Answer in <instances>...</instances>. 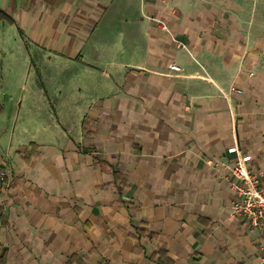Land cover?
Listing matches in <instances>:
<instances>
[{"label": "crops", "instance_id": "1", "mask_svg": "<svg viewBox=\"0 0 264 264\" xmlns=\"http://www.w3.org/2000/svg\"><path fill=\"white\" fill-rule=\"evenodd\" d=\"M115 1L48 32L37 0H0L17 53L61 59L20 96L27 61L0 72L3 264H258L227 165L264 170V0ZM106 12L119 32H93Z\"/></svg>", "mask_w": 264, "mask_h": 264}, {"label": "rangeland", "instance_id": "2", "mask_svg": "<svg viewBox=\"0 0 264 264\" xmlns=\"http://www.w3.org/2000/svg\"><path fill=\"white\" fill-rule=\"evenodd\" d=\"M77 1L79 0H37V3L41 4V7L44 9L42 11V18L40 19L42 22V26L38 24L37 30L41 31V29H43L44 31H47L49 29L48 32H56L55 29L52 30L49 28V20L51 21L52 16L54 15H64L65 11L69 10L73 4L78 6ZM117 2H119V0H116L112 7H114ZM112 10L113 8L111 9V11ZM119 16L122 17V19H120ZM100 18L101 20L99 21V23L98 21L94 22V25L96 26L93 32H119L118 28H120V26L125 23L122 14L112 15L111 12H106L102 15V17L100 16ZM46 24L47 26L44 28V25ZM18 32L19 31L16 25L10 24L5 20L0 19V72L3 69H6L7 62L14 65L21 63L22 61H27V64L25 65V70L20 73L16 82V89L14 90V94L20 96L24 90V86H22L23 81L25 82L27 80V91L31 80L34 79V82L37 85V76L38 78H40V76L43 78H48V76H50V69H54V63L57 62V64H61L59 61L61 59L59 55H56L47 48L42 49L37 46L36 51L34 47H31L29 51H31V56L35 59L33 61L34 63L30 66V61H32V57H30L29 52H26L27 56L25 54L24 56H22L21 54L17 53V48H15L17 42H15L14 38L18 36ZM32 44L34 43H28V45L30 46ZM26 57H28V59ZM63 62L65 63V61ZM40 67H42V69ZM10 70L11 69L6 70L5 73ZM1 99L2 98H0V101L2 102ZM11 112H13L12 101L8 100L7 108L5 109L1 118L6 119ZM2 153L6 154L7 148L4 144L0 143V154Z\"/></svg>", "mask_w": 264, "mask_h": 264}, {"label": "built area", "instance_id": "3", "mask_svg": "<svg viewBox=\"0 0 264 264\" xmlns=\"http://www.w3.org/2000/svg\"><path fill=\"white\" fill-rule=\"evenodd\" d=\"M153 19L160 24L162 29L169 30L165 22L155 17ZM178 44L187 48L183 42L178 41ZM170 66L174 70L180 69V66L175 63ZM238 91L241 92L240 89ZM213 159L208 158L207 162L211 163ZM227 170L233 177L230 185L232 191L231 216L240 220L247 228L257 230L264 239V170L257 173L252 172L241 158L228 164ZM258 264H264V242L259 245Z\"/></svg>", "mask_w": 264, "mask_h": 264}, {"label": "trees", "instance_id": "4", "mask_svg": "<svg viewBox=\"0 0 264 264\" xmlns=\"http://www.w3.org/2000/svg\"><path fill=\"white\" fill-rule=\"evenodd\" d=\"M0 19L5 20L10 24L16 23L15 19L7 11L2 9L1 7H0ZM2 107L3 106L0 103V111L2 110ZM116 178L119 179L118 175H116ZM120 182H124V180H120ZM161 252H162V249H161ZM4 259H5L4 251H3L2 247L0 246V264L4 263Z\"/></svg>", "mask_w": 264, "mask_h": 264}]
</instances>
